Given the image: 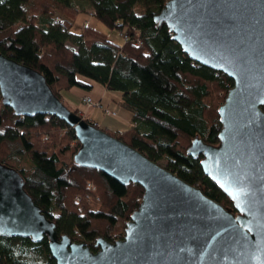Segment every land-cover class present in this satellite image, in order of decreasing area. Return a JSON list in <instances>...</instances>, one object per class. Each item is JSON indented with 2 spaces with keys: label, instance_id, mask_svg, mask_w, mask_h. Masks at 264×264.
<instances>
[{
  "label": "trees",
  "instance_id": "16d2710c",
  "mask_svg": "<svg viewBox=\"0 0 264 264\" xmlns=\"http://www.w3.org/2000/svg\"><path fill=\"white\" fill-rule=\"evenodd\" d=\"M74 1L0 0V53L41 72L58 98L74 87L91 90L92 81L121 92L122 107L135 126L103 130L233 207L206 175L202 157L187 151L196 137L219 143L218 110L234 80L192 60L167 25L154 19L168 0H83L107 28L129 35L120 42L91 23L74 33L83 12ZM83 118L101 128L87 114ZM80 146L64 120L17 116L1 106L0 162L21 172L25 189L56 223L59 236L68 234L97 252L99 237L114 242L124 236L144 192L137 183L124 185L98 169L81 167L74 159ZM0 255V264H58L47 236L36 242L0 234Z\"/></svg>",
  "mask_w": 264,
  "mask_h": 264
},
{
  "label": "water",
  "instance_id": "95a60500",
  "mask_svg": "<svg viewBox=\"0 0 264 264\" xmlns=\"http://www.w3.org/2000/svg\"><path fill=\"white\" fill-rule=\"evenodd\" d=\"M154 19L192 60L234 80L218 110L219 143L196 137L187 151L202 157L206 175L233 207L91 124L56 96L41 72L0 53L5 107L17 116L64 120L81 142L77 164L144 192L124 236L99 237L95 252L59 236L21 172L0 162V234L36 242L47 236L58 264H264V0H168Z\"/></svg>",
  "mask_w": 264,
  "mask_h": 264
},
{
  "label": "rangeland",
  "instance_id": "374dc122",
  "mask_svg": "<svg viewBox=\"0 0 264 264\" xmlns=\"http://www.w3.org/2000/svg\"><path fill=\"white\" fill-rule=\"evenodd\" d=\"M74 5L77 8H80L83 12L79 13L77 19H76V24L75 26L72 28V31L74 33H78L82 31L83 26L85 24V22H89L91 23L94 27H96L99 31L101 30L102 32H105L109 35V38L115 42H120L122 41L119 37V31L117 30H113V29H109L107 28L101 21H98L93 15H92V7L90 6L89 3L83 1V0H77L74 1ZM92 89L91 90H86L85 88H79V87H74L69 91H64L62 92V98L63 101L65 102V104L68 106L69 109H73L75 110L76 108H84L87 109L86 104H84L83 102V95L87 94L90 95L92 98H94L95 101L100 102V104L102 105V108L100 107H93V109L91 110V114L94 115L95 118L99 119L100 121V127L101 129H105V128H109L112 129L114 131L117 130V128H114L110 125H108V123L112 124L113 121H115L114 125H121L120 122L122 121H126L124 120V117H128V109H125L124 107H122L121 104V100H116L117 96H115L116 92L119 91H109L107 90V88L105 86H102L100 83L92 81ZM121 98V97H119ZM118 98V99H119ZM102 100L103 104H105L107 107H110V111L116 109L117 111V115L113 116L112 114L107 113L105 106H103L102 102L99 101ZM1 101V100H0ZM2 102V101H1ZM1 104H0V109H1ZM86 106V107H85ZM112 113V112H111ZM126 114V116H124V114ZM79 115L82 116V118L84 117V113L81 112ZM131 120L133 119L132 114L130 115ZM105 121L101 122V120ZM123 127H131L129 126V124H127L126 126H121ZM124 130V128H123ZM163 164V162H162Z\"/></svg>",
  "mask_w": 264,
  "mask_h": 264
},
{
  "label": "crops",
  "instance_id": "0c3cea01",
  "mask_svg": "<svg viewBox=\"0 0 264 264\" xmlns=\"http://www.w3.org/2000/svg\"><path fill=\"white\" fill-rule=\"evenodd\" d=\"M85 23H87V22H85ZM89 23V22H88ZM72 46L75 48V50H79V47L77 46V45H75V44H72ZM85 96H89V97H91L90 95H87V94H85V95H83V97H85ZM115 96H117L116 98V100H123V95H122V93L121 92H116V94H115ZM82 97V98H83ZM119 97H121V98H119ZM119 98V99H118ZM122 100H121V102H122ZM99 101H101L102 102V100H99ZM83 102H84V98H83ZM85 104V103H84ZM102 104H103V102H102ZM103 106H105V107H107L105 104H103ZM86 107V106H85ZM87 109H84V108H82V112L86 115L87 114V117H89V118H91L93 121H95L96 123H98L99 125H100V121H99V119H97V118H95L94 117V115H92L91 114V110L93 109L92 107L91 108H89V107H86ZM106 109H108L109 111H110V107H107ZM110 112H113V113H116L115 115H117V111H116V109H114V110H112V111H110ZM129 113V115H128V117H124V120H126V121H122V122H120V124L121 125H117V124H115L114 125V123H115V121H113V123L112 124H110V123H108V125H110V126H112V127H114V128H117V130L118 129H123V128H125V127H121L122 126V124H123V126H126L127 124H129V126H131V127H134L135 126V124H134V122H133V119L131 120V117H130V115H131V113H130V111H128ZM126 114L127 113H125L124 114V116H126ZM84 115V116H85ZM115 115H113V116H115ZM101 122H104L105 123V121H104V119L103 120H101ZM115 130V129H114Z\"/></svg>",
  "mask_w": 264,
  "mask_h": 264
},
{
  "label": "built area",
  "instance_id": "2783aa9c",
  "mask_svg": "<svg viewBox=\"0 0 264 264\" xmlns=\"http://www.w3.org/2000/svg\"><path fill=\"white\" fill-rule=\"evenodd\" d=\"M85 26L89 27V23L87 22ZM120 36H121L122 40L124 39L125 41H128L130 39L129 35L126 32H123V31L120 33ZM137 43L138 44H142V42H140V41H137ZM83 98H84V103L86 104L87 107H89V108H91V107L92 108L93 107L102 108V105L100 104V102L95 101L94 98L89 97V96H85ZM0 104L2 105L1 101H0ZM106 111H107V113L112 114V115L116 114V113H113V112L111 113L108 109H106ZM89 186H92V184H89Z\"/></svg>",
  "mask_w": 264,
  "mask_h": 264
},
{
  "label": "snow or ice",
  "instance_id": "6c2138e0",
  "mask_svg": "<svg viewBox=\"0 0 264 264\" xmlns=\"http://www.w3.org/2000/svg\"><path fill=\"white\" fill-rule=\"evenodd\" d=\"M222 187H223V185H222ZM235 198V197H234Z\"/></svg>",
  "mask_w": 264,
  "mask_h": 264
}]
</instances>
